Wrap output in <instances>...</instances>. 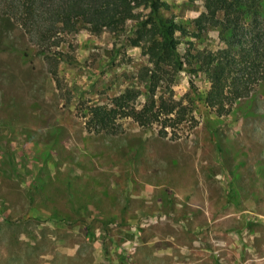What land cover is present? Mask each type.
I'll use <instances>...</instances> for the list:
<instances>
[{"label":"rangeland","instance_id":"1","mask_svg":"<svg viewBox=\"0 0 264 264\" xmlns=\"http://www.w3.org/2000/svg\"><path fill=\"white\" fill-rule=\"evenodd\" d=\"M167 2V16L204 11L203 1ZM133 38L80 30L57 82L0 11V264H264V85L225 116L197 103L178 139L131 119L117 135L89 132L81 105L108 102L147 64ZM227 44L211 28L196 47ZM191 80L210 88L183 72L177 100Z\"/></svg>","mask_w":264,"mask_h":264},{"label":"trees","instance_id":"2","mask_svg":"<svg viewBox=\"0 0 264 264\" xmlns=\"http://www.w3.org/2000/svg\"><path fill=\"white\" fill-rule=\"evenodd\" d=\"M189 1H203L204 11L193 19L167 16V0H0V11L22 28L57 82L70 36L83 29L133 30L131 45L141 48L147 64L138 67L119 95L104 104L81 105L79 116L97 134L117 135L123 131L121 121L131 119L142 128L158 127L162 138L171 129L170 137L178 139L179 126L197 122V103L225 116L264 85V0ZM211 28L227 37V46L216 51L196 47ZM182 39L188 41L185 54ZM183 72L205 75L209 90L199 91L191 80L187 98L177 100L172 87ZM141 97L144 104L137 110Z\"/></svg>","mask_w":264,"mask_h":264}]
</instances>
